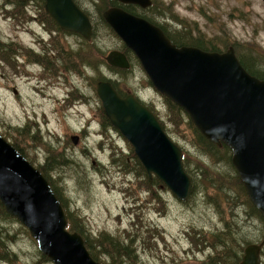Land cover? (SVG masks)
I'll return each instance as SVG.
<instances>
[{
    "label": "rangeland",
    "instance_id": "obj_1",
    "mask_svg": "<svg viewBox=\"0 0 264 264\" xmlns=\"http://www.w3.org/2000/svg\"><path fill=\"white\" fill-rule=\"evenodd\" d=\"M76 1L94 22L90 42L56 29L43 0H0V134L36 167L53 168L51 183L71 224L104 244L97 254L103 264H222L217 258L224 256L239 264L249 244L260 247L264 264V218L247 196L230 149L214 143L210 154L194 140L188 115L167 103L134 53L99 18L105 2ZM153 1L151 13L180 42L200 41L204 50L219 53L232 47L249 66L264 70L262 0ZM113 49L125 52L128 70L106 63ZM100 79L157 112L195 177L186 200L153 181L155 175L149 182L133 162L132 145L104 118L95 91ZM66 90L71 98L64 101ZM74 134L80 135L76 144ZM3 213L0 264H53L26 227ZM115 241L128 251L113 248V242L120 248Z\"/></svg>",
    "mask_w": 264,
    "mask_h": 264
},
{
    "label": "water",
    "instance_id": "obj_2",
    "mask_svg": "<svg viewBox=\"0 0 264 264\" xmlns=\"http://www.w3.org/2000/svg\"><path fill=\"white\" fill-rule=\"evenodd\" d=\"M44 9L61 29L90 40L91 23L73 0H45ZM102 16L136 55L154 87L181 107L207 140L230 148L231 163L247 196L264 218V81L245 71L232 47L223 53L176 47L158 27L122 8L109 7ZM105 60L111 66L129 67L117 50H110ZM96 93L146 173L157 176L178 199H186L190 179L182 151L153 113L131 94L121 97L108 81H97ZM76 139L71 136L74 144ZM0 203L53 264H100L89 255L82 237L66 230L63 208L44 176L1 135ZM259 249L247 245L239 264H259Z\"/></svg>",
    "mask_w": 264,
    "mask_h": 264
},
{
    "label": "trees",
    "instance_id": "obj_3",
    "mask_svg": "<svg viewBox=\"0 0 264 264\" xmlns=\"http://www.w3.org/2000/svg\"><path fill=\"white\" fill-rule=\"evenodd\" d=\"M44 1V0H43ZM99 1H103V2H105L106 4H107V6H111V5H114V4H116V1H114V0H99ZM77 2V1H76ZM124 9H126V10H129L128 8H125L124 7ZM101 12L102 11H100V15H99V18H101L102 20H103V18H102V15H101ZM94 27H95V25H94ZM94 27H93V30H94ZM56 29H58V30H60L58 27H57V25H56ZM94 33V32H93ZM173 41L175 42V43H177V44H187V42L186 41H182L181 40V42H179V41H176V40H174L173 39ZM193 43V42H192ZM194 44V43H193ZM194 45H196L197 47H199V48H202V44L200 43V41H198V42H196ZM203 49V48H202ZM249 54H251L248 50H245V52H244V55H246V56H248ZM250 56V55H249ZM244 57V56H243ZM245 58V57H244ZM239 60H240V62H241V64H242V66L250 73V74H252L253 76H255V77H257V78H261V79H263L264 80V70L262 71V72H258V71H256V68L254 67V68H252L251 66H249V62H246L247 60L245 59V61H243L242 59H240L239 58ZM254 60V59H253ZM255 61V60H254ZM251 62L253 63V61L251 60ZM247 63V64H246ZM167 103L169 104V105H171L172 107H174V106H176V105H174V104H172L170 101H168L167 100ZM177 107V106H176ZM150 108V107H149ZM178 108V107H177ZM176 108V109H177ZM151 109V108H150ZM152 111H153V109H151ZM180 110V109H179ZM104 118L105 119H107L106 118V116H104ZM191 121V120H190ZM160 122L162 123V125H163V127H165V124L163 123V121L160 119ZM191 124H192V129L194 130V132H195V134H196V136H195V138H194V140L196 139L197 140V142L198 143H204L205 145H206V151L207 152H209L210 154L213 152L212 151V149H214V143H212V142H210V141H208L198 130H197V128L193 125V123L191 122ZM193 132V133H194ZM194 134V135H195ZM17 149H18V147L17 146H15ZM221 147H222V149H224L225 151H227V150H229V148L227 147V146H225L224 144H221ZM221 147L220 148H218V150H220L221 149ZM20 152H21V154H23L22 153V151L20 150V149H18ZM230 151V150H229ZM134 155V154H133ZM133 162L134 163H136L137 164V166H139V169H140V171H141V173L143 172V173H146V171H145V169H144V167L142 166V164L139 162V160L137 159V157L136 156H133ZM61 161L62 160H58V161H56V160H53V163L55 164V165H60L61 164ZM47 162V161H46ZM183 165H184V168H185V171H186V173L190 176V179H191V187H190V193H191V191H192V188H193V181H194V174H193V172L191 171V170H187L186 169V166H185V163H184V157H183ZM38 169L40 170V172L43 174V176L47 179V181H48V183H49V185L51 186V188L53 189V191H54V193H55V195L57 196V198L59 199V201H60V203L62 204V206H63V202L61 201L62 199L61 198H59L58 196H59V193L56 191V188L52 185V183H51V175L49 174V172L50 171H52L53 170V168H51V167H49L48 166V164L47 163H44V164H42L40 167H38ZM149 176L147 175V179H148V181H149ZM152 181V179L150 178V181L149 182H151ZM153 181H156V182H158L159 181V179L156 177ZM159 183H161V182H159ZM253 206V205H252ZM64 207V206H63ZM4 207L2 206V204L0 203V210L2 211V213L3 212H5L6 213V211H4L5 209H3ZM253 208H254V210L257 212V210H256V208L253 206ZM4 214V213H3ZM7 214V213H6ZM66 217H67V228H68V230L69 231H76L78 234H80L81 235V237H82V239H83V241H84V245L86 246V248H87V250L89 251V253H90V255L94 258V259H96V260H98L99 261V259H98V252H102L103 251V248H104V244H101V243H95L94 241H92V240H90L89 238H88V236L83 232L84 231V229L82 228V230H80V229H78V226H76V225H74L73 226V224H71L72 222H70V219H69V217H68V213H66ZM82 231V232H81ZM119 246H120V248H118V246L113 242V245H112V247L113 248H116L117 250H122V251H128V250H126V248L124 247V246H121L117 241H115ZM234 242V239H231V243H233ZM98 247H100V249L98 248ZM223 252H225V251H223ZM4 255H9L8 253H5ZM217 260L220 262V263H222V264H229V262H228V260H229V257L228 256H224V257H221V258H217ZM102 264H103V262L102 261H100ZM105 263H107V261L105 262ZM214 264H216L215 263V261L213 262ZM108 264H111V263H108ZM237 264V263H236Z\"/></svg>",
    "mask_w": 264,
    "mask_h": 264
},
{
    "label": "flooded vegetation",
    "instance_id": "obj_4",
    "mask_svg": "<svg viewBox=\"0 0 264 264\" xmlns=\"http://www.w3.org/2000/svg\"><path fill=\"white\" fill-rule=\"evenodd\" d=\"M153 4H154V1L151 0V4L150 5L148 4L144 7L139 5V4H136V3H128V5H123L122 8L123 9H124V7L128 8L129 10H126V9H124V10L133 14L136 17L143 18V19L147 20L148 22L152 23L153 25L159 27L169 38L172 37L173 34H177L176 31L168 29L166 24L159 22L158 21L159 16L157 17V16L153 15V13H151L153 10V7H152ZM89 18H90L91 23L93 24L92 18L90 16H89ZM167 31L170 33V35L167 33ZM173 38L176 41L180 42V40L176 39V37H173ZM88 42H90V41H88ZM127 59H128V57H127ZM129 64H130V62H129ZM95 91H96V86H95ZM69 98H71V90H66L63 100L65 101V99H69ZM76 136H77V142H78L80 135H76Z\"/></svg>",
    "mask_w": 264,
    "mask_h": 264
}]
</instances>
